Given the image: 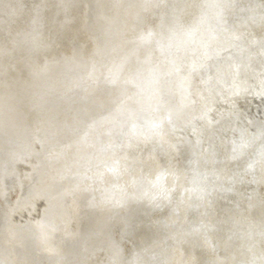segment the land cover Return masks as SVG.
I'll list each match as a JSON object with an SVG mask.
<instances>
[{
    "label": "water",
    "instance_id": "water-1",
    "mask_svg": "<svg viewBox=\"0 0 264 264\" xmlns=\"http://www.w3.org/2000/svg\"><path fill=\"white\" fill-rule=\"evenodd\" d=\"M192 264H264V139L235 183Z\"/></svg>",
    "mask_w": 264,
    "mask_h": 264
}]
</instances>
